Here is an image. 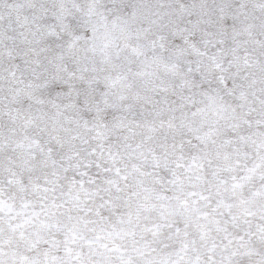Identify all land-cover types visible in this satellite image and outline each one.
Segmentation results:
<instances>
[{"label":"clouds","instance_id":"clouds-1","mask_svg":"<svg viewBox=\"0 0 264 264\" xmlns=\"http://www.w3.org/2000/svg\"><path fill=\"white\" fill-rule=\"evenodd\" d=\"M0 264H264V0H0Z\"/></svg>","mask_w":264,"mask_h":264}]
</instances>
